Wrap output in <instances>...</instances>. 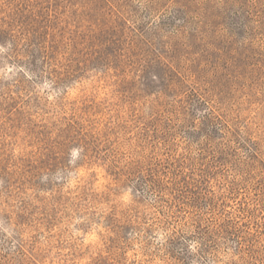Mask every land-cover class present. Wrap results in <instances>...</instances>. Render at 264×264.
<instances>
[{
	"label": "rangeland",
	"instance_id": "1",
	"mask_svg": "<svg viewBox=\"0 0 264 264\" xmlns=\"http://www.w3.org/2000/svg\"><path fill=\"white\" fill-rule=\"evenodd\" d=\"M120 1L0 0V264H264V0Z\"/></svg>",
	"mask_w": 264,
	"mask_h": 264
},
{
	"label": "trees",
	"instance_id": "2",
	"mask_svg": "<svg viewBox=\"0 0 264 264\" xmlns=\"http://www.w3.org/2000/svg\"><path fill=\"white\" fill-rule=\"evenodd\" d=\"M93 3V6L106 13L107 11H110L111 13H108L112 16H118V18L121 19V17L126 15V9L125 6H123V1L120 0H91ZM99 48V46H98ZM38 55L44 57V54L46 55V51L44 48H39V51L37 52ZM35 70V69H32ZM31 70V71H32Z\"/></svg>",
	"mask_w": 264,
	"mask_h": 264
}]
</instances>
